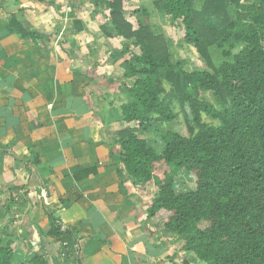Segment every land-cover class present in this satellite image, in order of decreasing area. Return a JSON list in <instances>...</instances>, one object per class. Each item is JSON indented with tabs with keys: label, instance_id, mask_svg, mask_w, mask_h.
Listing matches in <instances>:
<instances>
[{
	"label": "crops",
	"instance_id": "1",
	"mask_svg": "<svg viewBox=\"0 0 264 264\" xmlns=\"http://www.w3.org/2000/svg\"><path fill=\"white\" fill-rule=\"evenodd\" d=\"M110 1L0 0V239L15 261L170 264L175 253L180 237L148 216L155 184L134 183L118 159L122 52L136 50L109 31ZM147 2L124 10L150 14ZM52 221L68 243L47 236Z\"/></svg>",
	"mask_w": 264,
	"mask_h": 264
},
{
	"label": "trees",
	"instance_id": "2",
	"mask_svg": "<svg viewBox=\"0 0 264 264\" xmlns=\"http://www.w3.org/2000/svg\"><path fill=\"white\" fill-rule=\"evenodd\" d=\"M125 1L106 3L109 31L137 50L122 52L126 77L137 79L120 106L126 127L117 133L118 159L134 183L156 186L148 216L180 237L170 264H192L185 254L204 264H264V0H151L157 16L180 23L181 43L204 61L191 72L172 61L164 34L145 21L149 13L132 11L133 22ZM11 26L32 35L14 18ZM180 114L188 135L162 133ZM148 123L160 124V153L135 134ZM183 170L194 189L176 193ZM47 236L71 239L55 221ZM11 245L0 239V264H45L15 261Z\"/></svg>",
	"mask_w": 264,
	"mask_h": 264
},
{
	"label": "rangeland",
	"instance_id": "3",
	"mask_svg": "<svg viewBox=\"0 0 264 264\" xmlns=\"http://www.w3.org/2000/svg\"><path fill=\"white\" fill-rule=\"evenodd\" d=\"M147 7L151 11V19L148 18L145 20L146 22H151V25L155 28L156 32H162L165 38L168 41L170 55L173 62L178 60H182V69L185 72H191L194 70H202L204 68V61L197 55L195 49L191 46L181 43V38L183 36V29L180 23L173 22L170 17H162L157 16V12L153 10V8L147 2ZM131 12H127L128 18L134 22L133 16L130 14ZM149 14V15H150ZM143 20L142 17H140ZM132 48V45H129V48ZM133 52V51H132ZM134 53V52H133ZM137 53V50L135 51ZM129 81V86H131L134 81L137 79L136 77L127 78ZM126 85V84H122ZM121 85V86H122ZM127 87V85H126ZM125 87V88H126ZM128 89V88H127ZM206 99L212 102V98L210 94L205 95ZM186 113L189 115V111L186 108ZM205 123H212V121L206 117H204ZM159 123H148L144 125V129L138 130V137L147 141L148 145L152 147L157 153L161 152L163 147V143L161 142L158 134L155 131L156 127H159ZM166 131L178 133L184 137H186L187 131L185 128V124L183 121V116L180 114L178 119L173 123H164L161 132L165 133ZM174 189L176 193L185 192L194 189V182L192 176L186 171H180L175 179ZM203 227V225H202ZM17 262H21L20 260ZM198 264H204L203 262H197Z\"/></svg>",
	"mask_w": 264,
	"mask_h": 264
},
{
	"label": "built area",
	"instance_id": "4",
	"mask_svg": "<svg viewBox=\"0 0 264 264\" xmlns=\"http://www.w3.org/2000/svg\"><path fill=\"white\" fill-rule=\"evenodd\" d=\"M74 248H75V250H76V249H77V246L75 245Z\"/></svg>",
	"mask_w": 264,
	"mask_h": 264
}]
</instances>
